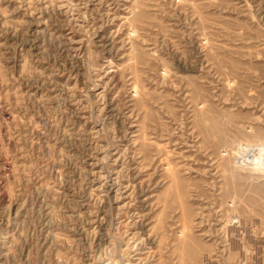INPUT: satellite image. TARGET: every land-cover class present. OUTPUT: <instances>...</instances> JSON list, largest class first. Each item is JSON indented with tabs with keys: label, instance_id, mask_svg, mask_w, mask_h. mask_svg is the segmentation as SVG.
I'll return each instance as SVG.
<instances>
[{
	"label": "rangeland",
	"instance_id": "374dc122",
	"mask_svg": "<svg viewBox=\"0 0 264 264\" xmlns=\"http://www.w3.org/2000/svg\"><path fill=\"white\" fill-rule=\"evenodd\" d=\"M263 146L264 0H0V264H264Z\"/></svg>",
	"mask_w": 264,
	"mask_h": 264
},
{
	"label": "bare ground",
	"instance_id": "6f19581e",
	"mask_svg": "<svg viewBox=\"0 0 264 264\" xmlns=\"http://www.w3.org/2000/svg\"><path fill=\"white\" fill-rule=\"evenodd\" d=\"M249 149V148H248ZM249 150H251V151H249ZM248 150V156L249 155H251L250 156V159L252 160V161H256V160H258V161H260L261 162V157H259L257 154H259L260 155V153L261 152H263L264 153V146L263 147H261V148H255V147H252V148H250ZM263 158H264V156H263ZM263 161H264V159H263ZM253 164V163H252Z\"/></svg>",
	"mask_w": 264,
	"mask_h": 264
}]
</instances>
